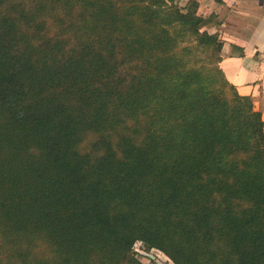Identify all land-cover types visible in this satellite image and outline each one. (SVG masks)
Instances as JSON below:
<instances>
[{
    "label": "trees",
    "instance_id": "obj_1",
    "mask_svg": "<svg viewBox=\"0 0 264 264\" xmlns=\"http://www.w3.org/2000/svg\"><path fill=\"white\" fill-rule=\"evenodd\" d=\"M217 25L198 0H0V264H264V123Z\"/></svg>",
    "mask_w": 264,
    "mask_h": 264
},
{
    "label": "crops",
    "instance_id": "obj_2",
    "mask_svg": "<svg viewBox=\"0 0 264 264\" xmlns=\"http://www.w3.org/2000/svg\"><path fill=\"white\" fill-rule=\"evenodd\" d=\"M190 0H176L185 7ZM199 14L216 17L208 29L223 42L219 64L227 80L252 98L264 123V0H198Z\"/></svg>",
    "mask_w": 264,
    "mask_h": 264
},
{
    "label": "rangeland",
    "instance_id": "obj_3",
    "mask_svg": "<svg viewBox=\"0 0 264 264\" xmlns=\"http://www.w3.org/2000/svg\"><path fill=\"white\" fill-rule=\"evenodd\" d=\"M32 246L27 247L25 244L17 247V250L27 254V250L31 249ZM32 255H28L30 261L33 264H55L53 260V254L51 253V247L45 243L34 245ZM11 248V245L9 249ZM16 250V251H17ZM11 253V251H10ZM133 256L143 264H172V261L164 254L157 250H148L142 247L141 244H137L133 250ZM94 264H112L107 259H96Z\"/></svg>",
    "mask_w": 264,
    "mask_h": 264
}]
</instances>
